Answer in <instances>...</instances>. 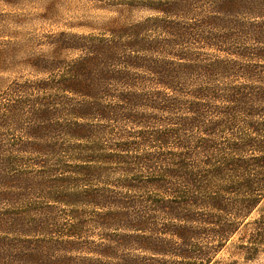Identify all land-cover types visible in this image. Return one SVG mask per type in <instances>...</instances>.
<instances>
[{"label": "trees", "instance_id": "16d2710c", "mask_svg": "<svg viewBox=\"0 0 264 264\" xmlns=\"http://www.w3.org/2000/svg\"><path fill=\"white\" fill-rule=\"evenodd\" d=\"M90 1L152 15L46 34L0 93V264L255 259L264 0Z\"/></svg>", "mask_w": 264, "mask_h": 264}, {"label": "rangeland", "instance_id": "374dc122", "mask_svg": "<svg viewBox=\"0 0 264 264\" xmlns=\"http://www.w3.org/2000/svg\"><path fill=\"white\" fill-rule=\"evenodd\" d=\"M258 4L263 12L264 4ZM96 7L90 0H0V93L17 78L24 77L21 81L31 78L30 58L44 54L46 34L63 31L97 34L106 23L120 18L115 12ZM127 14L118 22H139L152 15L150 12ZM257 217L256 213L252 219ZM241 236L220 254L218 264H264V247L251 261L238 255Z\"/></svg>", "mask_w": 264, "mask_h": 264}]
</instances>
